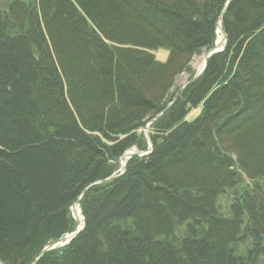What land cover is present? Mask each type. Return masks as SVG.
Wrapping results in <instances>:
<instances>
[{"label":"trees","instance_id":"trees-1","mask_svg":"<svg viewBox=\"0 0 264 264\" xmlns=\"http://www.w3.org/2000/svg\"><path fill=\"white\" fill-rule=\"evenodd\" d=\"M262 178L264 0H0V264H264Z\"/></svg>","mask_w":264,"mask_h":264},{"label":"rangeland","instance_id":"rangeland-1","mask_svg":"<svg viewBox=\"0 0 264 264\" xmlns=\"http://www.w3.org/2000/svg\"><path fill=\"white\" fill-rule=\"evenodd\" d=\"M216 32H217L216 33L217 36H216V42H215L214 48L212 50H204L200 55L195 56L193 58V60L191 61L192 70L195 72L196 75H198L202 71L205 62L207 63V58L210 55H212L213 53L220 51L224 47L225 35L222 33V30L219 29V26L217 27ZM155 55L160 60H164L166 57V53H164L163 51H157L155 53ZM188 79H189V75L181 74L176 81V88L178 90H181L184 87V85L188 82ZM199 110H200V108L192 109L188 115V119H192ZM144 133H145V131H144ZM146 133H148V132L146 131ZM135 153H139V151L136 148L129 149L127 152L124 153V155L120 159H118L117 166L112 165V167L116 168V171L113 174V176L120 174L124 170L125 161L127 160V158L130 155H133ZM261 182L264 185V178L261 179ZM70 215H71L72 219L75 221L76 226L82 225L83 216L81 214V210H80L78 203H75L71 206ZM62 243H63V241H58L57 243H55L53 245L51 244V245L47 246V248H58V247L62 246Z\"/></svg>","mask_w":264,"mask_h":264},{"label":"water","instance_id":"water-1","mask_svg":"<svg viewBox=\"0 0 264 264\" xmlns=\"http://www.w3.org/2000/svg\"><path fill=\"white\" fill-rule=\"evenodd\" d=\"M205 65H206V62L204 64L203 69L205 68ZM203 69H202V71H203ZM201 72L198 75H196L195 77H198L201 74ZM82 226H83V223H82L81 226L80 225H77L76 228H75V230L73 232H71V233H69L67 235H64L62 238H60L59 240H57L54 243H52V245L55 244V243H57L58 241H63L62 245L66 244L73 236H75L77 234V232H79V230L82 228Z\"/></svg>","mask_w":264,"mask_h":264},{"label":"bare ground","instance_id":"bare-ground-1","mask_svg":"<svg viewBox=\"0 0 264 264\" xmlns=\"http://www.w3.org/2000/svg\"><path fill=\"white\" fill-rule=\"evenodd\" d=\"M217 33V32H216ZM220 34V33H219ZM221 37V36H220ZM216 41V40H215ZM151 148V145L149 144V149ZM144 153H146V152H144ZM144 153H142V154H144ZM127 156V155H126Z\"/></svg>","mask_w":264,"mask_h":264}]
</instances>
